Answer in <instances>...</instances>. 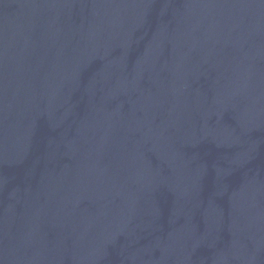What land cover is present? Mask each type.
Masks as SVG:
<instances>
[{"label":"water","instance_id":"95a60500","mask_svg":"<svg viewBox=\"0 0 264 264\" xmlns=\"http://www.w3.org/2000/svg\"><path fill=\"white\" fill-rule=\"evenodd\" d=\"M0 264H264V0H0Z\"/></svg>","mask_w":264,"mask_h":264}]
</instances>
